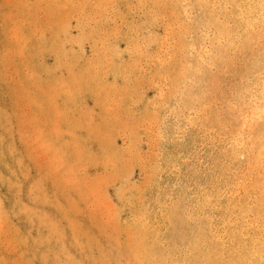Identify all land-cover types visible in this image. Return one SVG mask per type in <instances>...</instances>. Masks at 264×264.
Wrapping results in <instances>:
<instances>
[{
	"label": "rangeland",
	"instance_id": "374dc122",
	"mask_svg": "<svg viewBox=\"0 0 264 264\" xmlns=\"http://www.w3.org/2000/svg\"><path fill=\"white\" fill-rule=\"evenodd\" d=\"M206 1L0 0V264H229L220 119L264 44Z\"/></svg>",
	"mask_w": 264,
	"mask_h": 264
},
{
	"label": "bare ground",
	"instance_id": "6f19581e",
	"mask_svg": "<svg viewBox=\"0 0 264 264\" xmlns=\"http://www.w3.org/2000/svg\"><path fill=\"white\" fill-rule=\"evenodd\" d=\"M185 1L176 0L182 7L186 6ZM232 2L206 1L202 7V20L212 21L217 29L218 41L229 42L234 48L241 49L246 41L255 40L257 36L262 38L260 0H235L254 5L250 10L254 23L248 31H245L247 24L241 26L232 10L228 12L213 8L214 4ZM230 21H234L235 25H230ZM210 53L206 51L208 56ZM257 61L254 70L246 77L242 95L231 103L234 112L226 119H220L225 120L222 122L228 126L219 132L217 168L212 178L215 180L212 186L215 189V201H208L215 202L218 210L217 216L213 218L211 215L210 220L215 222L213 233L219 247V258L223 259V255L227 254L229 264H264V117L260 115V108L264 107L261 104L264 93V46L259 50Z\"/></svg>",
	"mask_w": 264,
	"mask_h": 264
},
{
	"label": "snow or ice",
	"instance_id": "6c2138e0",
	"mask_svg": "<svg viewBox=\"0 0 264 264\" xmlns=\"http://www.w3.org/2000/svg\"><path fill=\"white\" fill-rule=\"evenodd\" d=\"M177 7H181L180 5H177ZM185 7V14L187 13V6ZM213 8H221L223 10H232L233 15L237 17L239 22L241 23V26H243L245 23L247 24V28H245V31L250 30L253 27V21L251 16V9L254 8V5L251 3L244 4L235 2L233 0L232 3H225L221 5H213ZM259 9H260V23L262 25V39H264V0H260L259 3ZM261 104L264 105V93H262V100ZM260 115L261 117H264V107L260 108ZM264 255V253H262ZM47 264H53L52 261H48Z\"/></svg>",
	"mask_w": 264,
	"mask_h": 264
}]
</instances>
